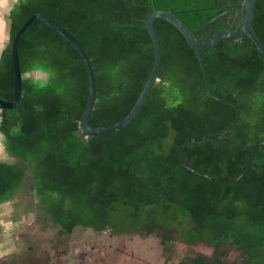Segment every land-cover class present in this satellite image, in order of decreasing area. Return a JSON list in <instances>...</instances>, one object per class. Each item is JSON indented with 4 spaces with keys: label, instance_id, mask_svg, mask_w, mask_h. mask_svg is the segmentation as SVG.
Returning <instances> with one entry per match:
<instances>
[{
    "label": "trees",
    "instance_id": "1",
    "mask_svg": "<svg viewBox=\"0 0 264 264\" xmlns=\"http://www.w3.org/2000/svg\"><path fill=\"white\" fill-rule=\"evenodd\" d=\"M239 1H21L9 14L0 97L14 99L12 41L26 20L41 12L67 28L91 59L96 78L91 125L117 123L133 107L154 63L146 27L151 12L173 9L203 40L227 29ZM154 26L162 62L145 101L126 126L87 141L79 130L89 82L79 52L42 20L27 29L19 42L21 101L1 111L0 131L17 162H0V204L30 177L42 207L64 230L158 233L171 252L177 240L215 246L210 255L186 256L179 264H264V145L231 183L181 165L178 148L184 141L225 130L237 110L208 93L200 63L180 30L162 18ZM254 27L264 44V0L257 1ZM201 55L211 90L235 103L240 117L230 131L187 144L182 153L202 172L234 178L251 148L264 141V55L246 34L223 38ZM37 70L48 78L35 79ZM229 244L237 245L242 262L228 259Z\"/></svg>",
    "mask_w": 264,
    "mask_h": 264
},
{
    "label": "water",
    "instance_id": "2",
    "mask_svg": "<svg viewBox=\"0 0 264 264\" xmlns=\"http://www.w3.org/2000/svg\"><path fill=\"white\" fill-rule=\"evenodd\" d=\"M257 1L258 0H240L238 8L232 9L231 14L229 15V24L231 25L230 28L220 30L214 35H212L210 38L203 39V40H198L195 37L191 29L187 26V24L182 19H180L174 13L173 9H167V10L155 9L153 12H151V14L148 16L146 20V27L152 39V42L154 45V52H155L154 63L150 71V74L142 90L140 91L133 107L128 112V114L117 123L107 125V126H99V127H93L91 125V115H92V110H93L94 103L96 100V78H95L94 69L91 63V59L89 58L87 51L85 50L81 42L67 28H65L58 22L54 21L52 18H50L48 15L44 13H41V12L36 13L26 20V22L18 30V32L16 33L12 41L11 54H12V63H13V71H14V99L9 101V100H6L0 97V108L3 110L13 109L17 107L21 101L23 75H22L20 57H19V42L23 34L27 31V29L35 21L42 20L45 23H47L51 28H53L58 33H60L62 36H64L77 49V51L79 52L84 62V65L87 71L89 86H88L87 102H86V105H85V108H84V111L82 113L81 120H80L81 128L79 130V133L82 134L83 140L87 141V138L89 136L105 135V134L118 131L119 129L126 126L132 120V118L135 116V114L138 112V110L142 106L149 91L151 90L152 86L154 85L155 81L158 78V74H159V70H160V66L162 62V48H161V44L157 36L156 30H155L154 20L156 18H162V19L169 21L174 26H176L180 30V32L183 34V36L187 40L190 47L194 50L195 55L202 69L204 83H205L208 93L215 99L234 106L237 110V117L235 121L233 122L231 126L226 128L225 130L219 133H216V134L195 137V138H191V139L184 141L178 148V155H179L181 165L193 171L194 173L199 174L202 177L211 179L216 182H221V183L235 182L239 180L246 173V171L248 170L251 164V161L253 159V156L256 150L262 145H264V141H260L256 143L251 148L246 164L242 172L238 176L234 178H230V179H222V178L214 177L212 175H209L205 172H202L190 166L184 159L182 149L187 144L220 136L230 131L237 124L239 117H240L239 108L232 101L216 96L211 90L209 86V82H208L207 71H206L204 61L201 55V50L215 46L223 38H238L246 34L252 39V41L255 43V45L264 55V44L259 38V36L257 35L255 31V27H254V18H255V13H256Z\"/></svg>",
    "mask_w": 264,
    "mask_h": 264
},
{
    "label": "flooded vegetation",
    "instance_id": "3",
    "mask_svg": "<svg viewBox=\"0 0 264 264\" xmlns=\"http://www.w3.org/2000/svg\"><path fill=\"white\" fill-rule=\"evenodd\" d=\"M233 5V9H236L239 2ZM227 13L224 14L225 18ZM230 26L228 23L227 28ZM5 201H9L18 213L10 220L11 232L2 239L0 264H125L118 263L116 254H127L126 244L120 239L127 234H115L110 229L97 231L89 227H76L71 231L62 229L42 207L30 177L26 178L21 190ZM89 230L93 234L86 238ZM107 234L109 236H105ZM102 237L107 239L104 241ZM159 238L165 257L170 260L173 252L165 250L161 236ZM227 249L231 262L244 260L236 244H229ZM231 255L236 257L231 259ZM130 257L134 260L133 264H139V261L135 262L134 254Z\"/></svg>",
    "mask_w": 264,
    "mask_h": 264
},
{
    "label": "rangeland",
    "instance_id": "4",
    "mask_svg": "<svg viewBox=\"0 0 264 264\" xmlns=\"http://www.w3.org/2000/svg\"><path fill=\"white\" fill-rule=\"evenodd\" d=\"M24 1V0H20ZM32 76L38 80H46L48 78V73L44 71H33ZM18 212L13 210L11 203L6 201L0 204V245L4 243L2 239L5 235L11 232V222L12 217ZM92 231H87L85 237L91 236ZM109 236V234L105 235ZM105 241L107 237H102ZM123 243L126 244L127 254L121 255L116 254V259L118 263L122 262L125 264H133L132 256L135 255L136 263L139 264H178L186 256L194 255L197 253L211 254L214 252V246H209L203 242L197 244H188L183 242H176L173 247V254L170 260L166 259V255L163 251V246L160 243V238L158 233H154L151 236L143 237L138 232L133 234H127L120 238ZM235 254V251H232ZM234 255H231L233 259Z\"/></svg>",
    "mask_w": 264,
    "mask_h": 264
},
{
    "label": "crops",
    "instance_id": "5",
    "mask_svg": "<svg viewBox=\"0 0 264 264\" xmlns=\"http://www.w3.org/2000/svg\"><path fill=\"white\" fill-rule=\"evenodd\" d=\"M19 2L20 0H10V3L8 4L7 10L3 17V22H0V56L10 40V18H9L10 11ZM0 122H1V117H0ZM0 162H10V163L17 162V157L12 155L8 151L5 142V136L1 131H0ZM4 202L6 201H3L2 203Z\"/></svg>",
    "mask_w": 264,
    "mask_h": 264
},
{
    "label": "clouds",
    "instance_id": "6",
    "mask_svg": "<svg viewBox=\"0 0 264 264\" xmlns=\"http://www.w3.org/2000/svg\"><path fill=\"white\" fill-rule=\"evenodd\" d=\"M9 3L10 0H0V22H3V17L5 15Z\"/></svg>",
    "mask_w": 264,
    "mask_h": 264
},
{
    "label": "built area",
    "instance_id": "7",
    "mask_svg": "<svg viewBox=\"0 0 264 264\" xmlns=\"http://www.w3.org/2000/svg\"><path fill=\"white\" fill-rule=\"evenodd\" d=\"M1 111H2V109H0V117H1Z\"/></svg>",
    "mask_w": 264,
    "mask_h": 264
}]
</instances>
